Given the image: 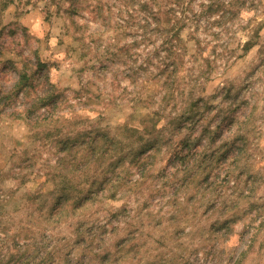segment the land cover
I'll return each mask as SVG.
<instances>
[{
  "label": "rangeland",
  "instance_id": "1",
  "mask_svg": "<svg viewBox=\"0 0 264 264\" xmlns=\"http://www.w3.org/2000/svg\"><path fill=\"white\" fill-rule=\"evenodd\" d=\"M0 264H264V0H0Z\"/></svg>",
  "mask_w": 264,
  "mask_h": 264
},
{
  "label": "trees",
  "instance_id": "2",
  "mask_svg": "<svg viewBox=\"0 0 264 264\" xmlns=\"http://www.w3.org/2000/svg\"><path fill=\"white\" fill-rule=\"evenodd\" d=\"M153 17H155V19L157 20V22L159 23L160 22V17H159V12H156V13H153L152 14ZM167 21V20H166ZM167 24L169 25L170 22H167ZM170 30V28L168 27V31ZM172 37H171V40H170V46L173 47L174 45L172 44ZM252 47L251 43H246L245 45V51L249 50L250 48ZM45 66L44 63H42L41 61H38L37 62V67L38 69H42L43 67ZM170 67V68H169ZM165 69H168V71L170 72L169 75H168V78H167V82L165 84L166 88H168V85L170 83V80L173 78V73L174 71H176V65L174 63H170V64H167L165 66ZM29 75L27 73V70H23L22 72L19 73V81H17V84L14 86L15 90L13 92V95L10 93L8 94L7 97L11 98V99H14L16 96L20 95V93H22L24 96H27L29 95L30 92H33L35 93L37 91V94L38 92L40 91V87L39 86H36L35 84H33L32 86L29 84ZM47 83V82H46ZM38 89V90H36ZM12 95V96H11ZM44 98H41L42 96H39L35 101L39 102V101H42L44 100V104L42 103L40 106H45V105H48L51 101H53L55 99V96L54 95H51V94H44L43 95ZM35 107V104H31L28 108H26L24 110V113L25 115L29 116V115H32L34 112L38 111V108H34ZM188 112H182V116L181 117H184L185 121H189L192 117L187 114ZM30 119V118H29ZM182 124H177V126H180ZM69 141V140H68ZM93 150V149H92ZM65 151V149H64ZM89 151H86V154L84 155L85 157H89ZM69 153V152H68ZM91 154H93V151H91ZM93 156V155H92Z\"/></svg>",
  "mask_w": 264,
  "mask_h": 264
}]
</instances>
